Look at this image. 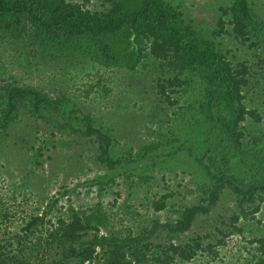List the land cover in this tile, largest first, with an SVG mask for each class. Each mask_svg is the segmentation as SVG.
Segmentation results:
<instances>
[{"label":"rangeland","instance_id":"1","mask_svg":"<svg viewBox=\"0 0 264 264\" xmlns=\"http://www.w3.org/2000/svg\"><path fill=\"white\" fill-rule=\"evenodd\" d=\"M68 1L82 3L91 11L110 6V0ZM165 1L178 6L186 21L213 38L219 8L233 0ZM248 1L256 17L264 20V0ZM26 29L22 36L0 32V123L6 120L0 125V243L18 232L32 213L56 201L47 213L52 221L68 218V206L86 213L98 207L107 222L99 235L148 236L143 240L151 244L148 261L141 264H155L150 255L158 249L156 244L164 248L169 241L186 243L196 236L203 237L205 249L188 261L176 256L171 264H256L259 254L250 240L264 238L263 192L262 200L243 202L246 211L256 205L259 209L239 218L241 232L230 225L231 216L242 207L228 187L220 190L208 213L195 217L190 230L172 234L171 240L160 226L151 235L148 230L156 221L174 222L184 206L206 198L211 181L198 157L212 154L209 162L246 181L264 171V64L257 59L264 56V33L253 46L234 39L230 26V32L213 38L233 64L245 61L251 67L244 102L257 110L261 120L248 117L240 124L244 131L240 151L200 114L204 85L198 75L180 76L185 83L169 92L176 100L170 104L156 86L158 77L174 75L166 62L148 55L133 71L108 68L96 60V48L86 38H37L31 28ZM9 84L61 98L60 110L43 102L37 108L32 93L11 109L2 90ZM86 122L111 138L109 156L117 161L114 168L98 159L95 135L82 133ZM210 147L215 148L213 152L208 151ZM167 193L165 207L155 210L153 202ZM53 252L47 261L55 257Z\"/></svg>","mask_w":264,"mask_h":264},{"label":"trees","instance_id":"2","mask_svg":"<svg viewBox=\"0 0 264 264\" xmlns=\"http://www.w3.org/2000/svg\"><path fill=\"white\" fill-rule=\"evenodd\" d=\"M219 11L217 27L212 31L213 38L228 32L227 26L231 27L232 37L243 44L253 46L263 38L264 20L256 17L248 0H233L229 5L221 6ZM26 26L33 30L37 38L51 35L63 41L88 39L96 48V60L104 67L133 71L148 55L166 62L173 67L174 75L171 78L158 77L156 86L158 93L170 104L176 103V100L170 98L169 92L176 91L185 83L180 76L187 72L198 75L204 85L198 106L200 114L216 124L236 150H242L244 131L240 124L248 117L257 122L261 120L257 110L247 108L244 102L243 90L248 84L251 67L245 61L233 64L218 48L215 39L204 36L198 27L184 19L178 6L168 1L110 0L106 10L91 11L82 3L68 0H0V32L22 36L27 32ZM257 59L258 63L264 64V56L258 55ZM2 90L11 109L16 108L17 101L32 93L37 108L43 102L50 109L60 110L62 100L59 97L43 96L14 84L2 86ZM85 119L88 120V116ZM5 121L0 125H5ZM85 126L82 133L95 135L98 141L100 162L114 168L117 161L109 156L111 138L93 128L89 122ZM214 149L210 147L208 151L213 152ZM220 158L225 159L224 156ZM212 159V154L198 157L211 181L205 189L206 198L184 206L174 222L156 221L148 230V235L155 233L158 226L167 231L170 240L174 235L190 230L195 217L208 213L217 203L223 187L236 194L242 207L230 219L232 229L241 232L237 225L239 218L259 209L256 205L253 210L246 211L242 204L255 202L257 198L262 200L260 193H264V171L259 178L246 181L218 168L215 163L209 162ZM169 195L163 194L153 202L155 210L165 207V199ZM55 203L40 213H32L18 232L8 234L6 240L0 243V264H67L71 260H76V264H141L148 261L151 244L143 242L148 236L119 238L99 235L100 227H106L107 222L98 207L86 213L68 206L71 212L68 218L59 216L52 221L47 218V213ZM89 230L92 231L91 236ZM202 238L196 236L186 243L169 241L164 248L156 244L158 249L150 257L155 264H171L176 256L188 261L199 250L205 249L201 244ZM250 241L256 244L259 254L256 264H264V238ZM51 252L55 257L47 261ZM33 258L36 260L32 261Z\"/></svg>","mask_w":264,"mask_h":264}]
</instances>
